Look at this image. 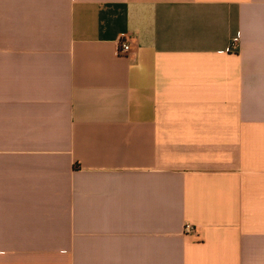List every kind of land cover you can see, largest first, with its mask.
Masks as SVG:
<instances>
[{"label":"crops","instance_id":"1","mask_svg":"<svg viewBox=\"0 0 264 264\" xmlns=\"http://www.w3.org/2000/svg\"><path fill=\"white\" fill-rule=\"evenodd\" d=\"M0 264H264V0H0Z\"/></svg>","mask_w":264,"mask_h":264},{"label":"built area","instance_id":"2","mask_svg":"<svg viewBox=\"0 0 264 264\" xmlns=\"http://www.w3.org/2000/svg\"><path fill=\"white\" fill-rule=\"evenodd\" d=\"M130 51V44L127 43L126 41H120L119 42V47H118V50H117V54L119 56H126L127 53ZM193 231V227L191 225H186L185 226V232L186 233H191Z\"/></svg>","mask_w":264,"mask_h":264}]
</instances>
